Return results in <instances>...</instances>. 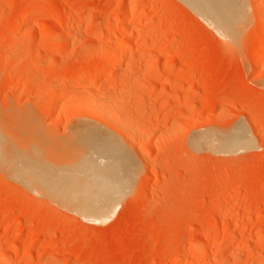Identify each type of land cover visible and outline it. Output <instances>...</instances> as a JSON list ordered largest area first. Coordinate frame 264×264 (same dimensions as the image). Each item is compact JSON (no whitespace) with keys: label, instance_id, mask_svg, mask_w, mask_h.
Listing matches in <instances>:
<instances>
[{"label":"rangeland","instance_id":"obj_1","mask_svg":"<svg viewBox=\"0 0 264 264\" xmlns=\"http://www.w3.org/2000/svg\"><path fill=\"white\" fill-rule=\"evenodd\" d=\"M138 2L123 29L127 0H0V263L264 264V0H244L226 35L183 0ZM63 26L65 48L49 50ZM125 34L116 70L106 50L80 55ZM80 69L101 72L54 103ZM81 121L107 125L138 164L96 220L64 195L68 173L79 182L106 162L67 169ZM235 129L247 145L223 148Z\"/></svg>","mask_w":264,"mask_h":264},{"label":"bare ground","instance_id":"obj_2","mask_svg":"<svg viewBox=\"0 0 264 264\" xmlns=\"http://www.w3.org/2000/svg\"><path fill=\"white\" fill-rule=\"evenodd\" d=\"M183 1L185 2V4H187L191 8V10H193L195 13H197V15L202 17V19H204L205 22H207V24L212 29L219 31V33L222 35H226V34H229L230 32L232 33V31H234L235 24L238 21V15L241 14V10H243L244 6H245L244 0H183ZM28 2H31V0H25V3H28ZM127 4H128V9L125 11L121 20L118 22H114L112 20L115 23V26H117L119 28H123V29L126 28L127 26H129V24L131 23V20H133L132 18H133L134 12L138 9L139 2H138V0H127ZM21 19L23 22H27V20L29 21V19H30V15L26 12L22 13ZM148 20H146V22H148ZM112 21L109 18L104 19V23H106V24L111 25ZM68 34H69L68 29L63 26L59 31L52 33V34H49V35H46L44 37V41L48 44L47 47L49 48V50L51 49L54 52H58V51L63 50L65 48V43H66V40L68 38ZM132 37L133 36H131V34L122 35L120 37V39L113 44H112V42L104 41L101 43L102 48L99 50L94 48V46H92L93 44L90 47H86V46L82 47L80 49V55H83L86 53H92V54H98L99 55V53L101 51L106 50L108 52V54L106 53L107 54L106 58H104L105 63H112V65H114L113 68L116 70V69H118V63H120L119 62L120 59L125 54V52H127V50L129 48H131L130 46H132V42L134 40ZM223 38L226 39V38H228V36L223 37ZM91 39H92L91 40L92 42L96 43L97 38H91ZM260 40H264V32L261 34ZM115 64H116V66H115ZM171 66H173V65H171ZM99 72H101V71H99ZM99 72L96 70H93V69L89 72L86 71V69H80L78 71L76 78L74 77L76 79V81H75V79H73L75 81V83L72 82L73 80H69L68 82L66 81V84H64L58 91H56L57 94L53 98L54 103H57L59 100H62L64 95H66L67 93H74V95L78 94V92L82 88H84V86L86 85L87 82L89 83L90 81H93V79H95L97 77V75L100 74ZM11 77L12 76H9V79H7L9 82L11 81ZM79 94H78V96H79ZM71 96L72 95H70V99H71L70 101H72L71 103H73L77 96H75V98H72L74 96H72V97ZM82 99H83V101H85L84 103L88 104V106L90 105V103H92V102H90L91 99L90 100L89 99L84 100L85 98H79V100L77 99L78 102H77V100L75 101L76 102V105L74 106L75 108L79 107L78 109H80V107L82 106L83 103H79V101L82 102ZM63 103H65L64 100H63ZM93 105H94V103H93ZM76 106H78V107H76ZM89 107H92V106H89ZM94 107H97V106H94ZM82 108H85V107L82 106L81 109ZM66 109H68V108H66ZM96 109H98V108H96ZM100 109L102 110L103 108H100ZM94 111H95V114L97 115L98 110L94 109ZM75 112H76V109H75ZM99 113L102 114V112H99ZM99 116L100 115H98V117ZM102 116H103V114H102ZM100 118H99V120H100ZM107 118L109 119L110 116ZM102 121H104V119ZM107 121L112 123L111 119H109ZM115 122H117V121H115ZM98 123L100 124V127H96V126H98L97 124H95L96 126L94 124H93L94 126H92L88 123H84V121H83V123L81 121V123H78L77 125L75 124L71 138L73 139V142H75V144L77 146V147L75 146L76 148H74L75 149L74 151L76 154H75V157L70 162H68V161L66 162V167L69 170V172H77V171L81 172V171L87 170V168L89 169L92 166V164H91L92 160H90L89 158L87 159L88 156L87 157L84 156L86 154H90L92 156H95V160H97L95 162H97L98 164H100V162H103L102 165H104V160H105L106 161L105 165L100 167L101 169L97 170V172H95L96 170L91 171V169H90L91 172L90 171H89L90 173L87 172V173H89L88 175L85 174V176L87 175V177H88L87 178L88 187H85V188L84 187L82 188V185L80 183V181H85V176H84V180H80L78 182V181H76V179L74 177H71V175H69V173H68L66 176V178H68V180H65V182H67V184L70 185V188L64 189V195L68 196V197L70 196L69 197L70 200H71V198H72V201H75L77 199L75 201L76 203L78 200L80 201V202H78L79 206L86 213V214L82 215L83 218L85 216V218L94 219V220H96L98 218L101 219V217H104L105 214L107 212H109L110 209H112L113 204H114L113 201L115 200V198L117 196H120L123 193V190L125 189L123 180L132 176V173H134V171H137L136 167H138L136 159H134L132 154H130L127 151V148L120 142V140L118 138H116L115 136H113L112 134L105 131V129L104 130L101 129V128H103V127H101V125L107 126L104 124L105 121H104V123H101V121H98ZM117 123H118L117 126L115 125L116 128L113 127V129H114V131L116 129V132L118 131V133H121L120 135L123 136V134L126 131V128L128 131V127L124 128L125 126L124 127L122 126V125H124L122 122H121L122 125L119 122H117ZM0 130L2 131V129H0ZM235 130L233 131L232 134H230V136H228L229 139L226 137L227 142H224L225 141V138H224V141L222 142L223 145L220 144L223 146V148H225V147L234 148L240 144H244V146L247 145L248 141L247 142L244 141V139L246 140V136H248V134L244 133L247 130H245V131L243 130L244 132L242 130L241 131L240 130L235 131ZM1 135H0V137H1ZM125 135H126V133H125ZM12 136H13V132H12ZM215 144H216V142H215ZM0 145H2V144H0ZM241 147H243V146H241ZM3 148H8V147L3 146ZM3 148H1V151ZM2 152H4V151H2ZM6 153L7 152L5 149L4 154L3 153H1V154L3 155V157H5L4 155H6ZM79 155H83V156H79ZM99 166L96 167L95 169L99 168ZM83 174H84V172H83ZM81 176H83V175H81ZM75 177H76V175H75ZM67 184H65V185L67 186ZM127 185H129V184H127ZM125 190H127V189H125ZM68 197H66V198H68ZM66 201H68V200H66ZM197 246H198V243L192 245L191 248L194 249ZM198 256H199V254H196L195 257H191V259H193V258L195 259ZM29 261H30L29 264L34 263V260H32V259H30ZM189 261H190V259H189ZM189 261H187V262H189ZM0 264H4V263L1 262Z\"/></svg>","mask_w":264,"mask_h":264}]
</instances>
